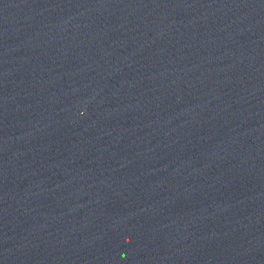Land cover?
Instances as JSON below:
<instances>
[{
	"label": "water",
	"instance_id": "1",
	"mask_svg": "<svg viewBox=\"0 0 264 264\" xmlns=\"http://www.w3.org/2000/svg\"><path fill=\"white\" fill-rule=\"evenodd\" d=\"M0 264H264V0H0Z\"/></svg>",
	"mask_w": 264,
	"mask_h": 264
}]
</instances>
